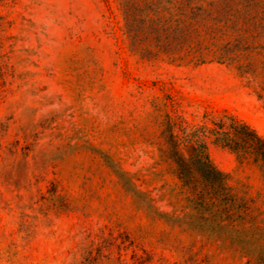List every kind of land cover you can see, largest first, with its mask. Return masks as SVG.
Masks as SVG:
<instances>
[{
    "label": "rangeland",
    "instance_id": "1",
    "mask_svg": "<svg viewBox=\"0 0 264 264\" xmlns=\"http://www.w3.org/2000/svg\"><path fill=\"white\" fill-rule=\"evenodd\" d=\"M121 1L0 0V264H264V167L212 134L226 115L264 138V0H199L177 60L130 46ZM191 132L240 219L188 200Z\"/></svg>",
    "mask_w": 264,
    "mask_h": 264
},
{
    "label": "trees",
    "instance_id": "2",
    "mask_svg": "<svg viewBox=\"0 0 264 264\" xmlns=\"http://www.w3.org/2000/svg\"><path fill=\"white\" fill-rule=\"evenodd\" d=\"M198 1L122 0L124 34L130 46L138 49L139 44L149 41L151 47L140 48L142 55L164 54L171 60L182 59L180 51L185 47L187 51L193 49L186 42L203 24V10ZM223 117L228 122L218 119L214 123L213 143L228 148L238 157L249 154L264 167V138L246 123L232 116ZM193 137V132L173 136L171 151L176 175L188 192L192 207L220 221L240 219L246 210L243 198L232 192L228 175L213 164L205 143Z\"/></svg>",
    "mask_w": 264,
    "mask_h": 264
}]
</instances>
